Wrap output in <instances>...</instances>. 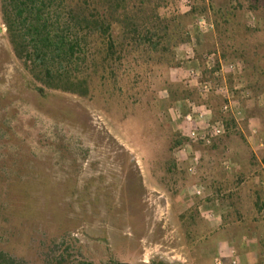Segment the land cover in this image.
<instances>
[{"label": "rangeland", "instance_id": "rangeland-1", "mask_svg": "<svg viewBox=\"0 0 264 264\" xmlns=\"http://www.w3.org/2000/svg\"><path fill=\"white\" fill-rule=\"evenodd\" d=\"M194 1L173 0L166 12L186 13ZM211 1L215 8L238 14L237 37L243 36L244 27L258 29L255 39L246 38L251 46H263L264 0H208V4ZM202 16L214 26L218 44L211 8L192 21L189 43L169 46L173 62L153 57L145 46L130 48L124 55L119 50L103 75L97 58L91 91L83 97L35 89L38 83L6 37L0 5L4 264H109L110 258L129 264H213L210 250L217 241L216 228L203 219L202 203L192 195L197 184L208 187V180L186 173L180 152L186 141L172 121L170 110L175 106L167 90L169 81L183 84L177 75L184 48L192 43L198 32L194 21ZM159 30H151L154 42L163 37ZM217 50L215 67H206L204 78L229 85L233 77L232 87L243 84L249 98L236 92L245 108L244 120H234L214 149L200 148L199 174H264V147H259L260 140L264 144V92H253L238 79L240 75L220 69L214 74ZM205 52L198 49L201 61ZM250 127L257 128L258 135L253 137ZM227 163L230 170L225 169ZM225 196L230 203L231 193Z\"/></svg>", "mask_w": 264, "mask_h": 264}, {"label": "trees", "instance_id": "trees-1", "mask_svg": "<svg viewBox=\"0 0 264 264\" xmlns=\"http://www.w3.org/2000/svg\"><path fill=\"white\" fill-rule=\"evenodd\" d=\"M172 2L173 0H0V5L6 37L17 59L38 83L35 89L41 93L50 89L87 96L91 91L96 59L100 58L102 66L99 67L105 75L112 68L108 67L109 63L119 50L124 55L130 48L140 50L145 46L146 51L154 53L153 57L159 56L173 62L175 56L172 49L191 41L192 21L211 8L214 10L217 48L220 53L213 73L220 69L221 61L240 60L245 69L238 79L247 82L248 88L253 92H264V44L262 47L251 46L248 43L250 40L246 38L255 39L260 33L258 29L244 27L243 36L237 37L235 31L241 27V20L235 12L225 11L220 6L215 8L213 1L208 4V0L199 1L200 3L195 0L186 13L178 9L166 12ZM158 29L163 37L154 42L151 30ZM203 76L206 78V71ZM233 79L235 80L229 77L231 87ZM167 83L169 98L174 106L185 100L201 103L195 88L171 81ZM221 104L218 97H210L209 105L215 116H218ZM226 125L229 133L234 120L227 119ZM112 259L110 258L109 264L123 263ZM0 261L4 264L2 254ZM79 264L92 263L80 261Z\"/></svg>", "mask_w": 264, "mask_h": 264}, {"label": "built area", "instance_id": "built-area-1", "mask_svg": "<svg viewBox=\"0 0 264 264\" xmlns=\"http://www.w3.org/2000/svg\"><path fill=\"white\" fill-rule=\"evenodd\" d=\"M194 28L200 32H213L214 26L206 17H198L194 21ZM215 56L209 57L213 59ZM214 60V59H213ZM215 61H212L210 68L215 67ZM220 71L233 76L242 75L244 71L243 63L238 60L220 62ZM183 84L195 88L202 98L199 104L188 102L186 111L179 107L170 110L172 121L176 126V131L184 138L186 143L182 146L180 152L182 154L185 170L188 176L197 177L202 166V151L200 148L213 147L220 139L227 134L226 120L231 118L236 122L244 120L245 108L241 100L236 98V92L241 91L242 99H248L249 95L244 89L243 84L229 87L228 85H217L212 81L206 80L202 72L198 69H190L183 81ZM212 95L218 97L221 101L218 116H215L209 100ZM252 135H258V129H251ZM259 147L263 148L262 141ZM225 169L230 170V164H225ZM192 195L202 204L199 206V212L203 219L210 224H220L217 220L216 212L212 208H206L205 202L207 198H212V202L216 207L220 206V196L209 190L203 183L197 184ZM243 264L238 247L234 242H226L223 248L217 250L213 256V264Z\"/></svg>", "mask_w": 264, "mask_h": 264}, {"label": "crops", "instance_id": "crops-1", "mask_svg": "<svg viewBox=\"0 0 264 264\" xmlns=\"http://www.w3.org/2000/svg\"><path fill=\"white\" fill-rule=\"evenodd\" d=\"M185 47L183 67L177 75L178 81L181 82L190 69H198L203 74L206 67L210 68L211 62H216L218 57L214 32L203 33L198 30L192 36V43ZM200 47L208 51L202 55V61L198 55ZM212 56H215L214 60L209 59ZM199 98L202 102L200 95ZM188 102L190 101H179L174 108L179 107L186 111ZM201 177L203 180H208L207 188L220 196L219 207L213 204L212 198H207L205 202L206 208H212L216 212L220 223L217 225L208 223L216 228L217 237L216 243L210 250L212 263L214 253L223 248L226 242L232 241L238 247L243 264H264V174H203ZM230 193L229 203L224 198L225 195L229 197ZM225 264L230 263L226 261Z\"/></svg>", "mask_w": 264, "mask_h": 264}, {"label": "water", "instance_id": "water-1", "mask_svg": "<svg viewBox=\"0 0 264 264\" xmlns=\"http://www.w3.org/2000/svg\"><path fill=\"white\" fill-rule=\"evenodd\" d=\"M2 30H1V28H0V32H1ZM122 264H129V263H122Z\"/></svg>", "mask_w": 264, "mask_h": 264}]
</instances>
